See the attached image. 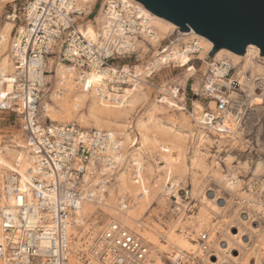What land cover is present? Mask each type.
I'll list each match as a JSON object with an SVG mask.
<instances>
[{"label":"built area","instance_id":"1","mask_svg":"<svg viewBox=\"0 0 264 264\" xmlns=\"http://www.w3.org/2000/svg\"><path fill=\"white\" fill-rule=\"evenodd\" d=\"M0 3L1 21L14 24L9 47L13 70L0 74V119L13 129L6 145L27 151L31 164L26 184L21 186L15 175L0 193V264H153L147 245L115 221L107 223L93 240L90 256L78 252V260L74 258L70 229L77 227L75 213L81 203H96L100 193L106 194L118 169L120 142L107 131L51 122L41 110L53 81L47 79L53 74L47 70L49 59L69 65L81 75H107L108 87L122 89L138 84L141 80L133 64L125 69L124 63L116 62L135 59L136 42L154 37L146 10L135 0H94L88 11L91 0ZM99 11L104 18L100 27L93 18ZM88 22L95 27V41L82 32ZM179 37L176 32L160 42L153 61L145 67L147 81L161 71L194 67L198 42L190 41L187 48ZM173 45L178 46L179 58H192L184 66L174 62L169 51ZM155 63L161 65V71L154 69ZM209 63L195 97L207 104L213 102L214 109L208 105L200 122L212 133L235 106L241 108V122L250 104L246 87L232 78L236 69L229 62ZM248 81L253 94L264 98V78ZM171 87L173 100L192 119L185 91L178 85ZM232 94L237 98H231ZM162 96L159 93L158 102ZM186 263L182 257L170 261Z\"/></svg>","mask_w":264,"mask_h":264},{"label":"bare ground","instance_id":"2","mask_svg":"<svg viewBox=\"0 0 264 264\" xmlns=\"http://www.w3.org/2000/svg\"><path fill=\"white\" fill-rule=\"evenodd\" d=\"M93 2L94 0H91V4L87 5V11ZM2 8L3 4L0 3V10ZM145 15L149 19L154 37L149 38L147 42H136L138 51L135 60L140 62L149 52L152 53V56L144 65H132L136 75H139L141 80L132 88L108 87L106 81L110 80V77L107 75L99 72L81 75L69 65L60 61L56 63L54 59L48 60L47 70L54 75L48 76L47 79L54 80V83L53 88L50 89L49 100L42 104L41 110H43L44 116L54 123H73L85 129L107 131L111 134L112 139L117 138L120 142L118 169L113 177L114 181L106 190V194L100 193L96 203H81L75 213L77 227L70 229L71 234L74 235V240H72L74 258L78 260L76 257L78 252H84L90 256L89 247L104 226H96L97 222L88 223L87 221L100 208L106 216V223L109 224L112 221L120 223L122 227L138 236L147 245L148 251H150L149 257L153 264H163L160 255L173 249L175 250L173 255L166 257L171 262H174L178 257L184 259L189 257V260L199 257L204 262L208 258L205 253L209 254V250L214 249L217 262L213 264H247L249 255H252L253 264H264V229H254L251 226V223L255 221L250 213L241 221L243 229L237 226V234L231 233L227 229L224 246L221 248L218 245L217 234L219 231L217 224L211 222L210 213L219 210L217 207L219 195H206L204 189L197 186L195 178L193 179V190L199 195L201 209L197 216H190L189 220L181 223V218L184 215L183 204L176 190L183 182L187 170L185 151L183 150V140L185 139L180 131L161 124L159 117L168 115L167 111L169 110L182 111L181 106H178L172 98L171 90L173 88L171 86H168V89L159 88L160 93H163L161 102L152 101L145 117L139 118L135 122V127L132 128L127 122L139 105L149 101L144 88L147 84L145 79L147 73L144 70L153 61L157 53L155 49L161 41L172 36L175 31L180 36L179 40L187 48V43L196 39L199 45V54L196 55V58L202 61L208 56L212 48V43L209 40L197 35L192 30L182 33L177 30L174 24L151 14L149 11H146ZM94 20L98 27L102 25L104 18L101 11L95 15ZM13 28L12 22H4L3 24L0 21V74H6L13 70L9 53ZM94 28L92 23L88 22L82 30L84 35L93 41L96 38ZM245 50L243 56H238L229 50L221 49L212 58L213 61L220 63L229 62L236 69L232 78L246 87L243 88L249 94L248 103L250 99L256 103L260 101V98L263 100L264 98L262 95L253 94V86L248 78L250 80L256 77L264 78V57L259 55L260 50L253 45H248ZM169 51L172 53L176 64L185 65L191 59V57L186 56L179 58L177 45L171 46ZM153 65L155 70L161 71L162 67L159 63ZM209 65L207 64V66ZM129 67L124 65L125 69ZM193 73V69H187L180 84L184 85L187 78L193 76ZM196 85L197 83L192 86L193 89H196ZM179 98L182 100V96ZM231 98L236 99L237 95L232 94ZM192 105L194 107L192 118L198 124L196 141L200 145L209 142L211 133L206 131L200 123L203 121L204 114L202 106L197 102ZM208 105L214 109L212 101ZM240 110V106H235L234 111L224 114L223 125L217 126L213 131L214 133L212 132L218 141L234 140L239 136ZM180 121L181 127L189 128L184 113L180 115ZM135 131L137 138L132 137ZM2 143L1 141L0 193L9 187L15 175L21 186L26 184L27 171L31 166L27 151ZM157 160H160L164 165L156 166ZM211 177L230 194L236 195L241 201L246 202L247 205L254 203L252 205L254 212L264 216V203L255 198L258 196H252V194L245 192L241 193L242 183L234 172L222 175L216 168L212 171ZM138 192L139 194L136 195ZM129 198L131 201L128 203ZM168 202L172 203V209H169V213L179 214L178 219L171 223L162 222L156 214L155 220L150 221L148 212L153 205L157 203L158 206L164 207ZM204 234H206V241L201 245L196 237L203 239ZM245 235L246 238L243 240ZM251 238H254V241ZM233 251H237L238 255L232 254ZM222 261L225 263H221Z\"/></svg>","mask_w":264,"mask_h":264},{"label":"rangeland","instance_id":"3","mask_svg":"<svg viewBox=\"0 0 264 264\" xmlns=\"http://www.w3.org/2000/svg\"><path fill=\"white\" fill-rule=\"evenodd\" d=\"M96 7L97 5H95L93 12L96 11ZM96 14L98 13L96 12ZM96 14H94L93 16L95 17ZM1 22L4 24V22L10 21ZM175 33L176 31L173 34ZM151 56L152 53L149 52V54L145 55L144 59L140 62H137L135 59H131L130 62L122 60L116 62V64L124 63L125 65H144ZM196 57H193V69H195V74L193 77L188 78L184 85L180 84V82L184 79V75L187 71L183 69H174L168 72L161 71L152 79H150V81H147V84L144 86V88L147 92L149 101L146 104L139 105L138 108L133 112L132 116L129 117L127 122L132 128L133 126L135 127V122L139 118L145 117V114L148 111L151 102L157 101L158 95L160 93L159 88L168 89V86L178 85L185 91L186 107L190 112L193 113L194 107L192 104L194 102H197L202 106L203 113L205 112V110H207V101H203L199 97L196 98L195 93H199L201 89V85L203 84L204 80L203 73L206 70L207 64H211L209 62L216 63L218 61H213V58L206 56V58H208H204L203 63H201L200 61L202 60H199ZM54 61L56 63L59 62L58 60ZM181 65L184 66V64ZM53 83L54 80L52 81L50 89L53 88ZM150 83L153 86L150 87ZM195 83H197V85L195 86L196 89H193L192 86ZM48 92L49 93L44 97L45 99H43V102H47L49 100L51 91L49 90ZM249 104L250 108L248 112L245 114L241 122H238L239 136L237 138H235L234 140L225 139L224 141H218V138L211 133L209 135V142H205L200 145H198L199 143L196 141V131L198 128V124L195 123L193 118L191 119L189 117L188 113L169 110L167 111L168 115L159 116L161 124L168 128L172 127L176 131H180L185 139L183 140V150L185 151V164L187 170L183 182H181V185L176 190L177 194L181 197V202L183 204L182 209L184 211V215L181 218V223L189 220L190 216H197L199 214L198 212L201 209L200 200L198 198L199 195L193 190V179L195 178V182L198 184L197 186L204 189L206 195H219V200L217 202V207L219 210H217L216 212L210 211L211 213H209L211 222L217 224L219 231L217 234V242L221 248L224 246L227 231L230 230L231 233L237 234V228L239 227L243 229L241 221H243L245 219L244 217L249 213L254 217L255 221L251 223V226L254 229H264V216L263 214L261 215L254 212L252 206L254 203H252V205H247L246 202L241 201L238 196L230 194L217 181H215L213 177H211L212 171H214L216 168H218L222 175H228L230 172H234L235 176H237L238 180L242 183L241 193L245 192L247 194H252V196H258L255 198H258L259 201H262L264 203V100L260 98V101L253 103L250 99ZM183 113L188 120L187 124H189V128L181 127L182 124L180 121V115ZM7 116L12 119L11 116ZM2 127L3 125H0V142L2 141V144L6 145V138L8 137L9 133L13 132V129L6 131ZM132 137H138L136 135V131L133 132ZM163 165L164 164L160 160H157L156 166L161 167ZM229 178H231V176H229ZM138 194L139 192L136 193V195ZM130 201L131 199L129 198L128 203ZM171 206V202H168V204L164 207H160L157 203H155L151 210L148 212V214L150 215V221L155 220L156 214H158L162 222L171 223L172 221L177 220L179 214L174 213L176 215L175 216L173 213H169V209H172ZM105 220L106 216H104L100 208H98V210L91 215L90 219L87 222L93 223V221H95L97 222L96 226H105L107 224ZM196 238L198 243H200L201 245L206 241L202 240L199 237ZM244 238H246V235L243 237V240ZM251 239L254 241V238ZM160 240L162 239L160 238ZM162 242L164 241L162 240ZM209 251V254L205 253V255H207L208 257L207 261L205 260L203 262L201 259H199V257L189 260V257H187L185 258V260L188 261L186 264L216 263L217 257L214 256L216 254V251L214 249H210ZM174 252L175 250L173 249L172 251H166L162 255H160L161 262L163 264H170V261L166 259V257L172 256ZM232 254L238 255V252L233 251ZM223 262L225 263V261H222L221 263ZM253 262L254 261L252 260V255H249L247 264H253Z\"/></svg>","mask_w":264,"mask_h":264},{"label":"water","instance_id":"4","mask_svg":"<svg viewBox=\"0 0 264 264\" xmlns=\"http://www.w3.org/2000/svg\"><path fill=\"white\" fill-rule=\"evenodd\" d=\"M146 11L174 24L182 33L192 30L212 43V58L226 49L243 56L248 45L258 47L264 57V0H135ZM220 17H237L236 26L217 22Z\"/></svg>","mask_w":264,"mask_h":264},{"label":"snow or ice","instance_id":"5","mask_svg":"<svg viewBox=\"0 0 264 264\" xmlns=\"http://www.w3.org/2000/svg\"><path fill=\"white\" fill-rule=\"evenodd\" d=\"M217 22L226 26H236L244 23L242 19L237 17H220Z\"/></svg>","mask_w":264,"mask_h":264},{"label":"crops","instance_id":"6","mask_svg":"<svg viewBox=\"0 0 264 264\" xmlns=\"http://www.w3.org/2000/svg\"><path fill=\"white\" fill-rule=\"evenodd\" d=\"M190 69H193V68H190ZM193 71H194V73H193V76H194V74H195V69H193ZM193 76H191V77H193ZM190 78V77H189ZM188 79V78H187ZM187 81V80H186ZM186 83V82H185ZM2 120L0 119V125H3V129H5L6 131L7 130H10L9 128H8V124H6V123H4V122H1Z\"/></svg>","mask_w":264,"mask_h":264}]
</instances>
